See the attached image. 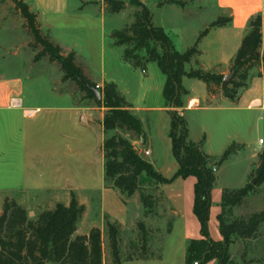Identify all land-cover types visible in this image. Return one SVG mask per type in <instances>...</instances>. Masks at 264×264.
I'll return each mask as SVG.
<instances>
[{"label": "crops", "instance_id": "0c3cea01", "mask_svg": "<svg viewBox=\"0 0 264 264\" xmlns=\"http://www.w3.org/2000/svg\"><path fill=\"white\" fill-rule=\"evenodd\" d=\"M78 1L76 0L78 5L72 9L70 0H23L29 11L35 14L40 29L48 32L50 40L58 44L64 54L68 52L75 54L76 65L82 69L84 76L98 87V91L104 84L112 83L118 94L130 105L129 109L134 114L149 115L147 122L151 125V133L143 129L140 120L144 134L131 144L146 160V157L151 155L149 146L151 148L152 142H155L156 133L163 149L167 150L169 146V150L164 152L163 162L159 164L155 160V164H158V173L169 179L177 171L178 165L172 156L171 140L168 136L170 108L166 107L162 96L164 75L160 76L155 70L151 75L144 68L140 70V74L144 76L142 81L136 83L133 79L135 78L133 71L137 70V64H142L145 60L143 54L140 55L137 64L126 58L123 46L114 41L112 36L114 30L105 31L102 28L105 17L102 9L97 11L86 5L81 6L88 1L82 0L80 3ZM138 1L146 7L150 2V0ZM170 1H180L183 5L179 6ZM152 4L153 6L172 5L182 9L186 2L153 0ZM214 7L217 17L231 16L232 21L230 25L210 29L199 40L197 43L199 53L194 60L185 65V72L200 69L221 76L228 75L231 59L246 33L247 22L252 15L264 12V0H214ZM151 17L153 19L152 13ZM82 19H88L89 25L84 27L79 24ZM214 20L207 21L196 29L190 42L195 43L198 34ZM152 24L164 30L163 25L156 26L153 20ZM93 30L98 32L101 51L99 61L95 64L98 68L95 73L91 71L94 58L93 53H90ZM166 34L169 36L168 33ZM106 38H108L107 42H105ZM171 42L177 51L172 39ZM105 49L108 51L107 55ZM184 50L182 49L181 52ZM263 51L264 34L261 38L260 53ZM16 55L17 52H12L11 55L3 52L0 63V122L3 131L0 136V165L12 166V178L1 180L5 183L0 184V189L6 192H19L21 198L12 200L25 210L30 219L41 211L53 210L57 204L68 206L73 195L76 202L84 208L74 235H87L95 228L100 231L101 239H106V221L117 225L118 233L122 235L139 219L142 205L138 191L130 197H123L118 191L103 184L101 147L104 132L101 122L106 109L93 101V104H73L71 94L56 90L55 84L61 83V73L52 81L46 77L45 72L39 70L25 75L19 71L8 72L15 66L10 59ZM35 65L38 66V63ZM37 66L33 67L38 68ZM33 67L29 66L30 69H34ZM18 68L21 69V65L18 64ZM132 81L137 87L139 86L140 93L135 94L134 99H128V89H131V85L134 87V84L130 85ZM27 84H29V93L26 91ZM180 84L184 94L181 96L182 107L178 111L187 127V115L232 110L254 112L255 122L263 118L264 129V64H260L252 73L246 88L238 93L234 101L223 97L219 91L208 94L205 84L197 79L184 76ZM38 96H43L44 101L39 103ZM193 117L191 118L196 120ZM199 130L205 146L207 135L204 127L201 126ZM187 132L189 137V131ZM255 148L250 153V159L254 161L262 145L258 144ZM143 151H148V154L144 155ZM205 154L210 156L206 152ZM219 168L220 166H217L214 171L215 183L210 193L211 207L208 215V234L214 241L221 240L216 217L221 210L220 197L224 187L217 185L216 173ZM195 181L192 176L184 179L178 177L168 184L159 185V191L169 209L167 217L171 220L170 228L163 235L161 245L171 233L173 224L181 228L178 242L181 257L172 264H185L186 242L201 239L200 225L192 212ZM30 195L35 199L28 197ZM37 196L40 199L36 198ZM6 200L9 198L0 204V214ZM102 264H105V261H102ZM120 264L163 263L125 258L120 259ZM206 264H214V262L210 261Z\"/></svg>", "mask_w": 264, "mask_h": 264}, {"label": "trees", "instance_id": "16d2710c", "mask_svg": "<svg viewBox=\"0 0 264 264\" xmlns=\"http://www.w3.org/2000/svg\"><path fill=\"white\" fill-rule=\"evenodd\" d=\"M19 10L33 38V47L41 50L34 56L38 61L47 57L55 63L61 73L60 81L73 82L86 99L104 107L102 118L104 140L102 143V181L105 187L118 191L123 197H130L140 190V181L150 179L157 185L168 184L176 178H195L193 186L192 212L200 225L201 239L188 240L185 249V264H225L229 261V246L235 239L252 237L258 227L264 223V209L246 218H230V210L239 205L243 199L254 192L255 187H264V139L261 151L257 154L255 167L249 175L244 187L239 189H222L220 197V213L216 219L220 241H214L208 234V215L211 207L210 193L215 183V172L211 167L219 166L234 149L230 146L217 160L212 159L202 151L203 140L191 142L188 140L187 125L178 109L182 107L181 96L184 90L180 84L186 76L202 81L208 94L220 92L230 101L237 98L238 93L246 88L252 73L264 64V51L260 53L261 38L264 34V12L252 15L246 25V33L241 44L230 62L229 72L232 74L227 85L222 84L223 76L200 69L185 72V65L198 55L197 43L213 28L230 25L231 16H220L208 24L199 34L193 46L183 52L174 49L170 37L161 27H155L150 21L148 9L137 2L141 11L132 24V40L135 49L144 51L145 61L154 62L164 75L165 81L162 96L166 107H169L172 156L178 165L172 177L161 176L141 155L132 144L123 137L109 134L115 130L125 129L137 136L142 135L140 120L133 115L130 105L120 96L112 83H106L100 90L101 104L85 88V84L95 85L84 76L82 69L75 63V54H64L62 48L52 42L36 21L34 13L30 12L23 0H10ZM111 13H117L124 8L122 0H105ZM170 3L182 6L180 1ZM112 36L120 43L127 41L126 36L113 32ZM148 43L155 47H148ZM128 51L124 55L130 59ZM99 90V89H98ZM254 180L252 184L251 181ZM142 208L149 212L152 209V198L149 194L140 193ZM84 208L71 195L68 206L57 204L53 210L40 212L33 220L26 217L25 210L12 200H6L0 214V264H101L100 231L91 229L87 235H74L77 223ZM143 230L142 226H139ZM107 247L111 264H120L118 250V226L106 221Z\"/></svg>", "mask_w": 264, "mask_h": 264}, {"label": "rangeland", "instance_id": "374dc122", "mask_svg": "<svg viewBox=\"0 0 264 264\" xmlns=\"http://www.w3.org/2000/svg\"><path fill=\"white\" fill-rule=\"evenodd\" d=\"M80 1L82 0L78 2L80 3ZM87 1V3L81 4V6L86 5L97 11H101L102 9L105 15L102 28L105 31L113 29L114 32L125 35L127 41L124 44L120 43L117 38H114V41L118 45L123 46L124 53L129 50L128 54L134 64L139 63L141 58L140 55L143 54L144 56V51L139 48H134L135 43L132 40L133 35L131 26L135 22L141 8L137 4L131 3L130 0H123L124 8L117 13H111L105 0ZM136 1L139 2L138 0ZM152 1L153 0H150L148 7L141 2L139 3L148 9L151 23L153 20L154 25H163L164 30L169 34L176 45V49L180 52L182 49L186 50V47L193 46L194 43L190 41H192V35L196 29H199L207 21L218 18L216 16L214 0H182L186 2L185 7L182 9H178L172 5L153 6ZM76 3V0H70V8H75L78 5ZM79 24L86 27L89 25V20L82 19L79 21ZM45 32L46 31L42 30L41 34L45 35ZM91 34H93V38L91 39L92 50L90 53H93L94 58V66L91 67V71L95 73L98 71L95 64L99 61L101 51L99 48V39L97 38L98 32L93 30ZM107 41L108 38L105 39V42ZM32 45V35L25 20L21 17L19 10L10 0H0V63L2 61L1 55L3 52H7L9 55H11L12 52H17V55L10 59V62L14 63L15 66L11 67L8 72L19 71L25 75L28 72L39 70L45 72L49 80L54 81L55 76L60 73L58 65L49 62L47 57L35 61L34 56L41 50V47L38 45L33 47ZM147 45L150 48L155 47L156 51L159 52L155 44L148 43ZM107 54L108 51L105 49V55ZM85 56L86 55H84V57ZM37 63L39 67L35 65ZM18 64L21 65V69L18 68ZM29 66H37L38 68L33 67L34 69H30ZM144 68H146L151 75H153V70H155L157 74L163 77V74L154 62H146L144 60L142 64H137V70L133 71V76L135 77L133 79L136 83L142 81V77L144 76L140 74V70ZM122 75L123 74H120V76ZM134 81L130 83V85L134 84V87L131 85V89H128V99H134L133 97H135V94L140 93V88L139 86L137 87ZM55 85L58 92L71 94L73 104H93L92 100L86 99L84 97L85 94L80 91L73 82L67 81ZM28 86L29 84H27L26 91L29 93ZM35 88H37L36 85ZM159 98L163 100L162 97ZM37 100L41 103L44 101L43 96H38ZM130 112L142 121L143 129L147 133H151V125L147 122V117L149 115L145 113L134 114L131 110ZM192 116H194L193 118H196V120L192 119ZM186 118L188 119L187 130L189 131V141L197 143L200 140H204L199 133L200 127H204L207 135V142L205 146L202 145V151L210 154L212 159L217 160L230 146H234V149L228 157L219 165L220 168L216 173L217 185H222L225 189H239L250 182L249 175L256 163V161L250 159V153L258 146V138L264 139V129L262 127L263 118L255 122L256 117L254 112L232 110L191 114L187 115ZM1 126L2 124L0 122V136L3 132ZM153 130H155L154 127ZM109 134L119 135L131 143L135 140H139L144 132L142 130V135L137 136L132 131L120 129ZM155 137L156 140L152 142L151 148L149 146L151 155L146 157V161L151 163L158 172V164H155V160L159 164L162 163L164 152L166 153V151L169 150V146L167 150L166 148L163 149L164 147L162 143L158 141L156 133ZM13 150L15 151V148H13ZM11 172V165H0V184L5 183L1 180L12 178ZM246 173L249 174L247 175ZM139 183L140 190L138 192L139 194H149L151 196L153 202L152 209L147 212L142 208L139 219L126 229L122 235L118 233L119 259L135 258L147 261H160L163 264L176 263L181 257L180 245L178 244L181 228L177 224H173L171 233L165 238L161 245L162 237L169 230L171 224V220L167 217L169 211L168 206L164 202L162 193L159 191V185H157L156 182L150 179H142ZM20 195L19 192H6L0 189V204L6 198H9V200L19 199L21 198ZM28 197L35 199L32 195ZM36 198L39 197L37 196ZM263 209L264 187L258 186L255 187L253 193L248 194L239 205L230 210V218H246L253 213L261 212ZM26 217L29 220L35 218H28L27 213ZM139 226H142L143 230H140ZM100 247L101 264L102 261H105V264H111V258L109 257V250L107 247V238H103L102 240L100 236ZM158 256L161 258H157ZM225 264H264V223L258 227L252 237L247 239H235L229 246V261Z\"/></svg>", "mask_w": 264, "mask_h": 264}, {"label": "water", "instance_id": "95a60500", "mask_svg": "<svg viewBox=\"0 0 264 264\" xmlns=\"http://www.w3.org/2000/svg\"><path fill=\"white\" fill-rule=\"evenodd\" d=\"M231 73H229L228 75H225V76H223V80H222V84L223 85H227L228 84V82H229V80H230V78H231ZM85 88L89 91V92H91L92 94H93V96L95 97V99H96V102L98 103V104H101V93H100V91H98L96 88H94V87H91V86H89V85H87V84H85ZM211 169L213 170V171H215L216 170V167H211ZM251 183L253 184L254 183V180H252L251 181Z\"/></svg>", "mask_w": 264, "mask_h": 264}, {"label": "built area", "instance_id": "2783aa9c", "mask_svg": "<svg viewBox=\"0 0 264 264\" xmlns=\"http://www.w3.org/2000/svg\"><path fill=\"white\" fill-rule=\"evenodd\" d=\"M95 88L98 90V87H97V86H95ZM258 144H260V145L263 144V139H262V138L258 140ZM142 153H143L144 155H147V154H148V151H143ZM193 264H197V263L194 262Z\"/></svg>", "mask_w": 264, "mask_h": 264}]
</instances>
